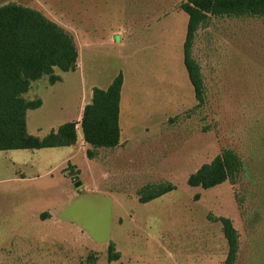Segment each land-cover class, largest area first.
Masks as SVG:
<instances>
[{
	"label": "rangeland",
	"instance_id": "1",
	"mask_svg": "<svg viewBox=\"0 0 264 264\" xmlns=\"http://www.w3.org/2000/svg\"><path fill=\"white\" fill-rule=\"evenodd\" d=\"M183 1L0 0L38 7L81 49L77 72L56 69L61 81L46 75L26 94L43 101L27 113L28 133L44 138L75 120L77 145L0 151V245H62V257L92 260L109 259L111 244L132 264H224L220 217H228L240 233L236 264H264V18L212 17L198 31L193 55L205 101L196 107ZM82 19L96 25L95 42L89 24L82 39ZM120 72L122 137L131 138L120 153L94 150L90 159L79 148L82 90ZM223 148L241 155L245 172L235 183L190 186L188 177ZM160 183L176 188L140 201L145 187Z\"/></svg>",
	"mask_w": 264,
	"mask_h": 264
},
{
	"label": "trees",
	"instance_id": "2",
	"mask_svg": "<svg viewBox=\"0 0 264 264\" xmlns=\"http://www.w3.org/2000/svg\"><path fill=\"white\" fill-rule=\"evenodd\" d=\"M181 9L188 16L184 43V64L198 101H205V85L201 65L193 55L198 31L209 26L212 17L260 16L264 18V0H185ZM78 47L73 33L35 8L10 2L0 7V151L57 148L78 142L77 122L62 124L44 138L28 133L27 113L40 108L41 98L28 99L33 82L44 76L55 84L61 81L56 69L74 71ZM124 75L118 73L107 89L95 87L91 102L85 105L80 128L87 155L93 159L99 148H115L121 139L120 101ZM245 172L241 155L232 148H223L211 162L203 164L188 177L193 187L209 189L227 180L235 183ZM172 183L148 186L139 193L141 202H148L174 190ZM218 221V219L216 220ZM228 243L224 264H236L240 252V233L228 217H220ZM109 246V259L120 257Z\"/></svg>",
	"mask_w": 264,
	"mask_h": 264
},
{
	"label": "crops",
	"instance_id": "3",
	"mask_svg": "<svg viewBox=\"0 0 264 264\" xmlns=\"http://www.w3.org/2000/svg\"><path fill=\"white\" fill-rule=\"evenodd\" d=\"M8 3H10V2H8ZM81 3L82 2L80 1L79 4H78L80 7H77L76 10L83 9V5ZM3 5H5V4H0V7L3 6ZM33 7H35V6H33ZM35 8H38V7H35ZM83 15H84V13H82V16ZM86 20L82 19L80 22L77 21L78 25L81 27L80 28V33L82 35L81 36L82 39L84 37V33L86 35L89 34L88 31L85 29L87 27V25L89 24V23L86 24V22H87ZM58 24H60V23H58ZM60 25L65 27L63 24H60ZM90 26H91V30H90L91 41L95 42L94 40H95V36L98 33V29H97L95 24H91ZM111 37L110 36H108V37L104 36L103 38H105L107 40H111V39H109ZM121 41H124V37H122ZM77 46H78L79 57H78V66H77V69L75 70V72H77L80 69V56H81L80 44L77 43ZM117 74L112 76L109 79L108 83L105 84L104 86L99 85L96 82H92V83H90L88 86H86L82 90L83 94H84L83 95V97H84L83 99H85V103L82 106H80L79 118H78L79 122L82 120V115H83V110H84L85 105L88 104L89 102H91V100H92L93 89L95 87L102 88V89H107L109 87V85L111 84V82L113 81V79L116 77ZM37 81L33 82L30 91L34 88V84ZM124 83H125V79H124ZM123 90H124V84H123V87H122L121 101H120V128H121L120 143L115 148H99L98 151L110 150L113 153H120V151L124 150L125 147L127 146V143H125V140H127L126 138H128V139L131 138L130 136H124V138L122 137V133H123V127H122V112H123L122 98H123ZM77 143L75 145H72V146H76ZM129 143H130V141H129ZM79 148H81V149H83V148L92 149V146L90 144L85 143V141H84V139L82 137L81 138V147H79ZM42 216L44 217V219L50 218V217H52V213L46 212V213H43ZM43 248L44 249H49L50 251H52V250L53 251H57L58 256H52V254H51V256H45L44 257V256H42V254L40 252L37 253V251H39V250H41ZM114 248H115V252L120 254V257L118 259H114V260H110L108 258L101 259V257L96 256V258H93L92 260H90V259H88L86 257H82L81 254H80V257H78V258L77 257H62V245H55V244L38 245V247L36 248L34 245H30L27 242H25V243H16V244H14V243H4V244L0 245V264H132L130 260L124 259V254L122 253V251H120V249H118V247L116 245H114Z\"/></svg>",
	"mask_w": 264,
	"mask_h": 264
}]
</instances>
